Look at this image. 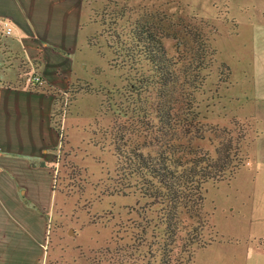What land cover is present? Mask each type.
I'll return each mask as SVG.
<instances>
[{
  "label": "rangeland",
  "instance_id": "1",
  "mask_svg": "<svg viewBox=\"0 0 264 264\" xmlns=\"http://www.w3.org/2000/svg\"><path fill=\"white\" fill-rule=\"evenodd\" d=\"M88 8L91 74L66 110L70 147L49 166L57 200L41 264H191L193 250L217 236L210 201L264 206V167L247 179L264 110L250 92L247 39L229 31L221 9L203 13L194 0H88ZM149 33L171 64L165 85L139 54L144 43L136 39ZM226 142L234 167L202 183L200 201L181 199L171 219L166 200L144 195L146 177L129 160L165 148L183 161L213 158ZM239 188L255 196L242 199Z\"/></svg>",
  "mask_w": 264,
  "mask_h": 264
},
{
  "label": "crops",
  "instance_id": "2",
  "mask_svg": "<svg viewBox=\"0 0 264 264\" xmlns=\"http://www.w3.org/2000/svg\"><path fill=\"white\" fill-rule=\"evenodd\" d=\"M194 5L203 13L206 7L211 14L221 9L229 31L245 36L251 96L264 106V0H194ZM88 9V0H0V20L11 27L6 35L0 25V264H41L46 257L57 200L49 166L59 144L70 147L66 110L77 85L91 74L84 69L90 59ZM27 70L40 74L43 85L26 87L21 73ZM256 119L251 183L264 167V110ZM239 189L242 199L255 196ZM210 202L209 222L217 236L193 250L191 264H264V206ZM221 207L229 214L221 216Z\"/></svg>",
  "mask_w": 264,
  "mask_h": 264
},
{
  "label": "trees",
  "instance_id": "3",
  "mask_svg": "<svg viewBox=\"0 0 264 264\" xmlns=\"http://www.w3.org/2000/svg\"><path fill=\"white\" fill-rule=\"evenodd\" d=\"M142 38L136 39V42L144 43L139 54L153 66L155 65V71L159 73V78L165 85L171 80L169 68L171 64L165 58L160 40L158 37L151 36L150 33ZM229 147L228 142L221 143L216 152L217 155L213 158L202 154L183 161L178 151L165 148L164 151L158 150L153 156L142 155L139 151L133 152V157L130 156L129 160L133 164L132 171L144 174L146 177L144 195L153 199L166 200L168 202L166 211L167 214L170 212L168 216L171 219L181 199L200 201L202 183L207 180L220 181L224 173L230 172L234 164H231Z\"/></svg>",
  "mask_w": 264,
  "mask_h": 264
},
{
  "label": "built area",
  "instance_id": "4",
  "mask_svg": "<svg viewBox=\"0 0 264 264\" xmlns=\"http://www.w3.org/2000/svg\"><path fill=\"white\" fill-rule=\"evenodd\" d=\"M0 25L2 26L3 28V33L4 34H9L11 32V27L8 23L7 20H4V19H1L0 20ZM21 80H22V83L26 86V87H31V88H35V87H40L43 85V78L41 77L40 74H38L37 72H35L34 70H27V71H23L21 73ZM62 135H60L61 137ZM63 139V138H62ZM61 139V140H62ZM60 147H63L62 144H59V146L57 147V151H59V148ZM56 152L54 153V157H55V154ZM54 159V158H53ZM55 160H53L52 163H54ZM57 162V159L55 161V163ZM54 163V164H55ZM53 170V169H51ZM52 172V171H51ZM55 182V175L53 174L52 172V181H51V185H52V188L54 189V184Z\"/></svg>",
  "mask_w": 264,
  "mask_h": 264
},
{
  "label": "water",
  "instance_id": "5",
  "mask_svg": "<svg viewBox=\"0 0 264 264\" xmlns=\"http://www.w3.org/2000/svg\"><path fill=\"white\" fill-rule=\"evenodd\" d=\"M71 231H69V233H70Z\"/></svg>",
  "mask_w": 264,
  "mask_h": 264
}]
</instances>
